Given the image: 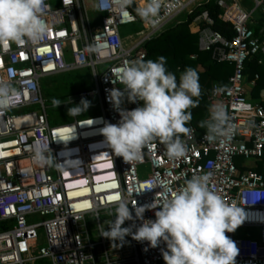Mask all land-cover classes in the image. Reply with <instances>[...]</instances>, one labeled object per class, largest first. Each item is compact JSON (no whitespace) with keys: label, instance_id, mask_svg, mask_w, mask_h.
<instances>
[{"label":"built area","instance_id":"2783aa9c","mask_svg":"<svg viewBox=\"0 0 264 264\" xmlns=\"http://www.w3.org/2000/svg\"><path fill=\"white\" fill-rule=\"evenodd\" d=\"M253 1V9H241L237 22L226 14L229 6L219 2L221 17L235 30L231 39L208 27L198 30L199 49L211 50L214 60L233 66L226 84L215 83L206 93L210 105L225 106L233 133L209 141L206 132L198 135L190 125V133L181 135L187 151L179 159H170L158 139L128 162L105 144H96L104 140L99 131L104 123L116 124L120 119L109 99L110 90L124 87L118 69L144 58L143 44L180 13H191L196 0H163L152 24L133 11L144 0H136L127 13L115 0H46L50 27L42 41L0 44V78L16 93L15 103L0 111V264H165L164 242L153 248L135 239L134 254L114 260L109 238L101 235L102 213L115 210L110 197L116 195L129 202L130 210L135 204L162 203L196 174H209L211 189L245 213L243 223L226 233L239 249L236 264H264V88L256 100L245 90L248 60L264 61V26L261 36L251 27L255 10L264 15V0ZM90 6L98 16L96 28L91 26ZM139 22L142 27L134 33L136 38L127 43L121 29ZM82 68L91 69L95 88L77 93V100L99 99L100 113L51 125L42 80ZM140 104L125 97L121 108L130 110ZM57 136L73 137L64 143ZM36 141L49 142L57 159L54 165L33 163L31 148ZM155 211L146 210L144 218L155 219ZM88 218L95 219L96 241L85 230ZM127 222L131 235L142 221L133 211V220ZM237 230L243 233L236 235ZM248 232L256 236L249 237ZM97 246L102 253L96 252Z\"/></svg>","mask_w":264,"mask_h":264},{"label":"clouds","instance_id":"9594fccd","mask_svg":"<svg viewBox=\"0 0 264 264\" xmlns=\"http://www.w3.org/2000/svg\"><path fill=\"white\" fill-rule=\"evenodd\" d=\"M135 2L115 0V5L127 13ZM162 3L163 0H144L134 8L135 14L147 23H155ZM47 8L46 0H0V44L42 41L50 27L45 19ZM165 64V57L160 56L156 60H136L118 69L124 87L114 93L110 90L109 99L119 111L120 119L116 124L105 122L99 131L104 137L103 143L126 162L138 159L142 148L154 139L166 146L170 159L186 154L181 134L190 133L186 124L191 120L190 109L199 103L194 99L200 96L199 77L194 69L187 68L177 82ZM125 97L129 102L142 101V104L130 110L121 108ZM15 99V90L6 79L0 78V111L15 103ZM90 103L81 98L79 104L68 108L67 114L81 115ZM54 104L57 106L60 102L57 100ZM229 119L225 106L215 103L209 107V118L201 121L200 126L206 128L209 141L228 138L234 129ZM92 123L90 119L88 124ZM73 136L55 139L67 143ZM31 151L35 165L51 166L57 161L49 142L36 141ZM112 200L116 204L115 218L104 227L102 236L124 242L131 226L122 225L126 220H133L134 211L135 218L142 222L131 232L133 239L147 241L153 248L164 242L165 264H236L239 249L226 233L234 232L243 223L245 213L211 189L209 174L193 175L162 203L135 204L130 210L129 202L120 195L113 196ZM149 209H156L155 219L144 218V212Z\"/></svg>","mask_w":264,"mask_h":264},{"label":"trees","instance_id":"16d2710c","mask_svg":"<svg viewBox=\"0 0 264 264\" xmlns=\"http://www.w3.org/2000/svg\"><path fill=\"white\" fill-rule=\"evenodd\" d=\"M201 14H205L209 22H200L199 29L208 27L226 39H231L235 35L233 24L225 21L221 17L219 3L208 0L194 8V10L187 15L185 20L165 27L142 46V49L145 51V57L142 59L156 60L160 56L165 57V67L167 71L175 74L177 82H179L180 73L185 69L191 68L197 72L199 77L200 96L194 99H198L199 103L196 107L190 109L191 120L187 122L186 126H194L198 135L207 132L206 128L200 126L201 121H205L209 118L210 103L207 100L206 93L214 82L220 86H224L228 76L233 72V66L229 63L214 60L211 50L206 51L199 49V31H191L190 25ZM227 15L233 21L237 22L241 17V11L237 6L233 5L227 11ZM262 19L264 20V15H262ZM133 25H138L139 30L142 27L140 22ZM251 27L255 35H262L259 29L254 26ZM190 56H194L195 58L192 59ZM197 65L203 67V72H199L195 69ZM245 74L249 81H254L252 98L256 100L259 98L260 92L264 88V62L259 63L257 57L248 60ZM255 75H258V77L255 78ZM258 170L261 171L262 169L259 168Z\"/></svg>","mask_w":264,"mask_h":264},{"label":"rangeland","instance_id":"374dc122","mask_svg":"<svg viewBox=\"0 0 264 264\" xmlns=\"http://www.w3.org/2000/svg\"><path fill=\"white\" fill-rule=\"evenodd\" d=\"M206 1L208 0H196L195 4L190 8L194 10V8H196L197 6H199L200 4ZM213 1H216L217 3L221 2L220 4H222V6L224 7L233 4H238L240 6V4L236 2V0H213ZM246 1L248 2V0ZM89 14H90L91 26L92 28H96L98 24V16L94 14V10L92 9L91 6L89 7ZM188 14H189L188 11L182 12L180 13L179 18L183 17L185 20ZM198 20L203 23L206 22L208 19H206L205 14H201ZM177 22L178 20L171 21L167 25V27L174 25ZM121 30H122V36L124 37L125 41L129 43L130 41L134 40L135 37L132 38V34L139 30V26L138 25L126 26L123 27ZM93 88H95V81H94L93 73L90 68H82L71 72L58 73L55 74L54 76L43 79L42 92L48 107L47 112H48L50 124L58 125V124L70 123L74 120L75 117L77 119H82L99 114L101 111V106L99 99L97 98H87V100L91 102L90 106L86 110V112L82 113L81 115L70 116L67 114L68 108L74 106L75 104H79L81 100L79 99L77 101H71L69 97L81 91L90 90ZM57 100L60 102V104L56 106V104H54V101ZM96 145L104 146V143L100 142ZM114 214H115V210L113 211L105 210L102 213L101 219L103 220V225L105 228H107L108 226L107 224H109L115 218ZM122 227H129L127 220L124 222ZM96 228L97 225L94 218L86 219L85 230L89 232L90 239L92 241L98 240ZM241 232L242 231L237 230L235 234L238 235ZM38 234L40 236V240H39L40 244H43V232L41 229L38 230ZM248 236L255 237L256 235L253 232H248ZM108 245L113 249L111 253L114 260H119V258L123 256L130 257L135 252V242L130 234L125 237V240L122 243L114 242L109 239ZM96 252L102 253V248L100 246H97Z\"/></svg>","mask_w":264,"mask_h":264},{"label":"crops","instance_id":"0c3cea01","mask_svg":"<svg viewBox=\"0 0 264 264\" xmlns=\"http://www.w3.org/2000/svg\"><path fill=\"white\" fill-rule=\"evenodd\" d=\"M236 2H238L239 4H240V6L238 5V4H233V5H235V6H237L239 9H240V11H241V9L242 10H245V11H251L252 9H253V6H254V1L253 0H248V2L246 1V0H236ZM252 4H253V6H252ZM233 5H230L228 8H226V14H227V11L229 10V8L231 7V6H233ZM180 15V14H179ZM179 15L174 19V20H178V22H180V21H183L184 20V18L183 17H180L179 18ZM262 15H263V13H262V11L261 10H259V9H257V10H255L253 13H252V21H253V25L252 26H254L255 28H257V29H259L260 30V33H261V30H262V27L264 26V20L262 19ZM241 16H242V11H241ZM241 18V17H240ZM199 19V17H197L192 23H191V25H190V29H191V31H193V32H197L198 30H199V23H200V21L198 20ZM174 20H172V21H174ZM207 22V21H206ZM134 33L132 34V38H136V35H134ZM264 62V61H263ZM197 71H199V72H203V67L201 66V65H197L196 66V68H195ZM184 72V71H183ZM183 72H181L180 73V75L183 73ZM213 84H215V82L213 83ZM253 87H254V82H252V81H249L248 79H247V82H246V85H245V90H246V92H247V94H248V96L250 97V98H252V89H253ZM210 90V89H209ZM70 98V97H69ZM253 99V98H252ZM71 101H77V100H71ZM111 254V256H112V253H110Z\"/></svg>","mask_w":264,"mask_h":264},{"label":"water","instance_id":"95a60500","mask_svg":"<svg viewBox=\"0 0 264 264\" xmlns=\"http://www.w3.org/2000/svg\"><path fill=\"white\" fill-rule=\"evenodd\" d=\"M77 99H78V95H77V94L72 95V96L70 97V100H77Z\"/></svg>","mask_w":264,"mask_h":264},{"label":"snow or ice","instance_id":"6c2138e0","mask_svg":"<svg viewBox=\"0 0 264 264\" xmlns=\"http://www.w3.org/2000/svg\"><path fill=\"white\" fill-rule=\"evenodd\" d=\"M113 197H110V199H112Z\"/></svg>","mask_w":264,"mask_h":264},{"label":"bare ground","instance_id":"6f19581e","mask_svg":"<svg viewBox=\"0 0 264 264\" xmlns=\"http://www.w3.org/2000/svg\"><path fill=\"white\" fill-rule=\"evenodd\" d=\"M239 21V20H238Z\"/></svg>","mask_w":264,"mask_h":264}]
</instances>
